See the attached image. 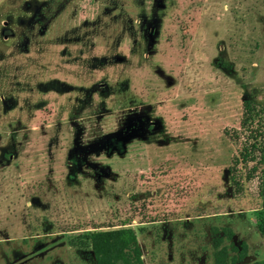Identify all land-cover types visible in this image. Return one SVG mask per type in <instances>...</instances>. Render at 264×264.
I'll use <instances>...</instances> for the list:
<instances>
[{
  "label": "rangeland",
  "instance_id": "rangeland-1",
  "mask_svg": "<svg viewBox=\"0 0 264 264\" xmlns=\"http://www.w3.org/2000/svg\"><path fill=\"white\" fill-rule=\"evenodd\" d=\"M263 182L264 0H0V264H264Z\"/></svg>",
  "mask_w": 264,
  "mask_h": 264
},
{
  "label": "trees",
  "instance_id": "trees-1",
  "mask_svg": "<svg viewBox=\"0 0 264 264\" xmlns=\"http://www.w3.org/2000/svg\"><path fill=\"white\" fill-rule=\"evenodd\" d=\"M262 196L264 201V182ZM260 228L264 232L261 225ZM89 238L93 264H143L135 230L130 226L96 230ZM241 249L245 250L244 243H241Z\"/></svg>",
  "mask_w": 264,
  "mask_h": 264
}]
</instances>
